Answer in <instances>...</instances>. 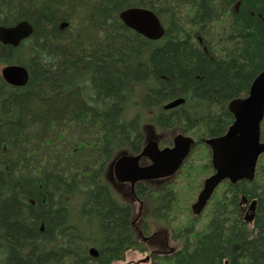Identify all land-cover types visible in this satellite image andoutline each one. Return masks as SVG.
Instances as JSON below:
<instances>
[{
    "label": "trees",
    "instance_id": "16d2710c",
    "mask_svg": "<svg viewBox=\"0 0 264 264\" xmlns=\"http://www.w3.org/2000/svg\"><path fill=\"white\" fill-rule=\"evenodd\" d=\"M132 7L155 13L161 40L120 22ZM20 21L32 35L17 48L0 44V67L29 73L22 88L0 77V264H114L145 252L132 205L102 174L116 152H138L149 127L198 143L183 166L185 190L178 180L135 186L144 217L167 224L173 243L148 264H264V155L253 181L224 182L198 217L197 168L189 170L209 160L202 141L226 132L228 104L262 70L264 0H0V26ZM177 99L184 103L163 110ZM241 196L257 202L252 225Z\"/></svg>",
    "mask_w": 264,
    "mask_h": 264
},
{
    "label": "water",
    "instance_id": "95a60500",
    "mask_svg": "<svg viewBox=\"0 0 264 264\" xmlns=\"http://www.w3.org/2000/svg\"><path fill=\"white\" fill-rule=\"evenodd\" d=\"M119 20L128 29L149 41H158L165 29L158 17L144 8H128L119 14ZM33 27L27 21H20L13 26H0V44L18 47L28 39ZM2 79L13 87H24L29 79L27 69L21 65H6L0 71ZM184 103L178 99L166 103L165 111L174 109ZM228 111L234 121L227 132L220 137L209 139L205 144L211 150V164L214 174L206 179L203 188L191 206L195 216H199L206 207L215 189L224 181L231 184L239 181H252L257 160L264 153V143L260 142V125L264 119V63L261 73L252 82L248 95L244 99H234L228 104ZM193 140L177 135L173 147L159 150L157 144L150 140L137 157H122L115 164L116 177L121 182L134 184L142 180L168 178L174 175L187 157ZM140 157H147L152 164L146 168L137 165ZM256 202L252 201L245 218L251 223L254 219ZM90 256L97 257V252L91 249Z\"/></svg>",
    "mask_w": 264,
    "mask_h": 264
},
{
    "label": "rangeland",
    "instance_id": "374dc122",
    "mask_svg": "<svg viewBox=\"0 0 264 264\" xmlns=\"http://www.w3.org/2000/svg\"><path fill=\"white\" fill-rule=\"evenodd\" d=\"M1 68V67H0ZM148 132L150 133L151 136H154L156 132H154L153 130L149 129ZM164 133V139H172L176 134H177V130L173 129V130H170V131H162ZM199 151H197L196 153H198ZM207 154L205 153L204 156H206ZM194 159H192L190 161V163L193 165ZM208 159L204 158V160L202 161H199L197 162L196 161V165L192 166L189 170H191L192 168H197V173H196V177L192 180V183H193V186L197 185V188H196V193L191 195V203L195 200V197H196V194L198 193L199 189H200V186L202 184V180L205 178V176H203L202 174V167H206L208 166ZM195 170V169H194ZM180 171V174L174 179V180H178V182L181 183V186H184V190H185V186L188 185L189 183V176L187 174H185L186 172V168H182ZM193 172V171H192ZM206 175H208V173L210 174V171L209 170H206ZM161 185L163 184H155L156 187H160ZM179 193V192H178ZM183 195V194H182ZM122 197V196H121ZM115 198L117 199L118 202H120L121 204H123V201L116 197ZM124 199V198H122ZM253 201V200H252ZM256 201V200H254ZM190 203V204H191ZM133 207H134V217L139 213V204L137 202H134L133 203ZM142 214V213H140ZM143 215V214H142ZM176 216H174L176 219H180V221H183L184 217H181L178 213L175 214ZM207 215V213L205 214ZM206 219V217H204L202 220ZM176 220L174 221V224H175ZM147 223H148V220H147ZM144 220V222H142L141 220H138L136 225L140 228V227H145V225L147 224ZM146 229H148V232L151 233L152 231L156 230V231H160L161 229H167V224H164L162 221L160 220H157V223H153V222H149L146 227ZM160 238L162 239L163 236L160 235ZM170 246H173L171 243H170ZM143 247L145 248V252H140V251H129L127 253H125L124 255V258L122 261H118L117 263H114V264H147L149 263L146 262V263H141L145 260L146 256L148 255L149 251L147 249V247L145 245H143ZM90 248V247H89Z\"/></svg>",
    "mask_w": 264,
    "mask_h": 264
},
{
    "label": "flooded vegetation",
    "instance_id": "af4514ba",
    "mask_svg": "<svg viewBox=\"0 0 264 264\" xmlns=\"http://www.w3.org/2000/svg\"><path fill=\"white\" fill-rule=\"evenodd\" d=\"M148 134H149V132H148ZM162 136H164V133H162L160 136L156 137L157 141H158L159 148L162 149L166 146L171 147L172 146L171 141L169 143H164L165 139ZM140 152H141V150H139L136 153H132L131 155L137 156L140 154ZM119 154L127 155V154H125V152L119 151L118 154L115 153L112 157L108 158L107 161L104 162V164H103L102 176L105 180V183L111 187L112 191L115 193V196L120 198L123 201V204L133 205L134 202H138L140 204V210H139V216H140L141 208H142L143 204L141 202H139V200L135 196V194L133 192L134 190L132 189L131 184L119 182L114 175V171H113V165L114 164L113 163L116 161L117 156ZM149 164H150V161L146 158H141L138 162L139 167H146ZM161 182H163V180H155V181H151L150 183L159 185ZM122 198H124V199H122ZM139 216L137 217L136 221L138 220ZM130 223L133 226V222L130 221ZM145 227H146V225H145ZM163 232L166 233L164 230H163ZM159 237L160 236L158 233H154L149 240L145 241L147 243L146 245H148L154 249H159V250L166 249L168 246L167 245V236L163 240H161Z\"/></svg>",
    "mask_w": 264,
    "mask_h": 264
},
{
    "label": "bare ground",
    "instance_id": "6f19581e",
    "mask_svg": "<svg viewBox=\"0 0 264 264\" xmlns=\"http://www.w3.org/2000/svg\"><path fill=\"white\" fill-rule=\"evenodd\" d=\"M177 100H178V99H177ZM174 101H175V100H174ZM181 105H182V104H181ZM253 201H254V200H253ZM91 249H94V248H90V249H89V252H90ZM94 250H96V249H94ZM96 252H97V250H96ZM97 254H98V252H97Z\"/></svg>",
    "mask_w": 264,
    "mask_h": 264
}]
</instances>
